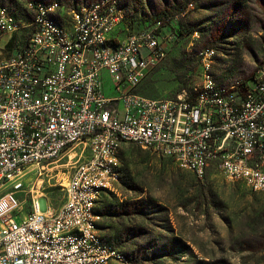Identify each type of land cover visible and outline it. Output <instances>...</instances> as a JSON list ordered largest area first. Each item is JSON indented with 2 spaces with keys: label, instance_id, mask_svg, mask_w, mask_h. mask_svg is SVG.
I'll return each instance as SVG.
<instances>
[{
  "label": "built area",
  "instance_id": "1",
  "mask_svg": "<svg viewBox=\"0 0 264 264\" xmlns=\"http://www.w3.org/2000/svg\"><path fill=\"white\" fill-rule=\"evenodd\" d=\"M24 8L0 6L3 50L15 37L0 60V264H119L95 207L117 181L126 143L201 182L215 168L264 194V65L249 83L224 87L215 50H204L196 83L170 99L147 98L137 89L175 44L170 25L132 30L118 0ZM105 81L116 97L105 96ZM77 145L89 156L59 184L63 202L49 205L31 188L23 214L22 178L45 174Z\"/></svg>",
  "mask_w": 264,
  "mask_h": 264
},
{
  "label": "rangeland",
  "instance_id": "2",
  "mask_svg": "<svg viewBox=\"0 0 264 264\" xmlns=\"http://www.w3.org/2000/svg\"><path fill=\"white\" fill-rule=\"evenodd\" d=\"M53 1L75 6L100 0H0V6L23 13L27 2ZM118 2L132 30L164 11L172 16L167 23L172 30H180L167 58L141 80L137 92L143 97L170 99L196 83L204 50H215L213 72L224 87L249 83L264 65V0ZM14 38L4 50L1 42L0 60L11 55ZM104 91L117 96L108 81ZM88 156L77 145L45 174L24 176L16 193L22 213L31 210V188L43 202L59 206L64 199L59 184ZM118 159L117 181L100 194L95 213L100 235L123 257L119 264H264V194L227 182L215 168L201 182L134 144L121 145Z\"/></svg>",
  "mask_w": 264,
  "mask_h": 264
},
{
  "label": "trees",
  "instance_id": "3",
  "mask_svg": "<svg viewBox=\"0 0 264 264\" xmlns=\"http://www.w3.org/2000/svg\"><path fill=\"white\" fill-rule=\"evenodd\" d=\"M32 3V2H31ZM171 18H172V16L169 14L168 15V13H166L165 11L164 12H162V13H157L156 14V16H155V18L153 19V22L156 20V21H161V22H163L164 24L166 23H168V21L169 20H171ZM152 22V23H153ZM152 23H150L149 24V22H147V21H145V25H144V27H142V28H145V27H148V26H150V25H152ZM128 25H129V22H128ZM129 27H130V25H129ZM181 28H182V26H180ZM141 28V29H142ZM141 29H139V30H141ZM175 33V35H176V38L180 35V30L178 31V32H174ZM177 41V40H176ZM184 88H187V87H183V88H181L180 90H182V89H184ZM179 90V91H180ZM178 91V92H179ZM177 92V93H178Z\"/></svg>",
  "mask_w": 264,
  "mask_h": 264
}]
</instances>
